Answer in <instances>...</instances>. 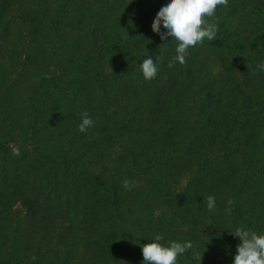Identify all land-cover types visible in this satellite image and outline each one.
<instances>
[{"label":"trees","instance_id":"trees-1","mask_svg":"<svg viewBox=\"0 0 264 264\" xmlns=\"http://www.w3.org/2000/svg\"><path fill=\"white\" fill-rule=\"evenodd\" d=\"M14 1L0 0V34L8 32L16 16L35 34L41 21L57 31L68 13L82 12L94 20L90 30H101L102 36L93 33L98 43L94 55L76 63L72 79L59 85L52 77L44 92L34 94L37 101L31 103L32 118L21 141L29 146L25 165L38 170L42 179L35 198L26 201L24 215V222L38 229H30L29 223L24 233L6 229L7 216H2L0 264H137L140 245L153 239V228L168 230L178 242H192L180 264H233L240 240L231 231L242 226L264 232V72L256 66L264 60V0H229L227 7L217 8L216 38L190 48L186 63L174 61L171 68L176 41H164L151 28L167 0H119L116 16L108 0H56L53 5L24 0V8L12 17ZM209 54L219 60V70L208 66ZM105 57L113 59L110 71L117 74L87 70L94 58ZM149 57L158 70L145 80L140 63ZM129 72L134 78L121 88L117 103L131 104L117 107L118 93L109 94L103 83ZM88 80L92 84L85 96L102 102L98 114L80 105L94 121L91 132L77 130L80 108L68 110L76 131L64 132L60 148L52 150L32 132L43 117L42 101L64 107L59 100L74 93L70 84ZM117 135L139 140L127 162L121 155L112 162L105 159ZM171 157L193 160L192 175L178 192L168 191L159 175L162 161ZM131 176L147 187L124 188L122 180ZM151 195L163 206L152 226L138 218L129 221L133 205ZM209 195L215 197L213 211L206 207ZM229 199L230 213L225 211ZM209 223L213 231L203 235L201 229Z\"/></svg>","mask_w":264,"mask_h":264},{"label":"rangeland","instance_id":"rangeland-1","mask_svg":"<svg viewBox=\"0 0 264 264\" xmlns=\"http://www.w3.org/2000/svg\"><path fill=\"white\" fill-rule=\"evenodd\" d=\"M47 1L50 5H53L56 0ZM99 1L102 2V0ZM108 2L107 7L111 8V14L113 16L118 15L119 0H108ZM12 7L13 12L9 16L14 17L24 8V0H15ZM111 17V15H108L106 20L108 21ZM14 20L10 22L8 32L0 34V141L4 143L0 146V167L3 168V170L0 169V220L2 216L6 215V225L8 226V228L6 226V229L15 228L19 233H24V226L29 223L24 222V215L28 213L26 201L35 198L36 190L42 181L38 170L29 169L25 165L28 161V155L25 154L26 158L24 160V151L29 146L21 141V138L27 133L28 122L32 118L31 103L37 101L34 94L44 92L47 83L53 79L52 77L59 81V85L67 79H72L73 74L71 71L74 70L76 63L85 58L87 54L94 55L98 43L97 39H94L93 33H97L99 38L102 36V32L100 27L99 32L91 31L90 26L94 23V20L89 19L82 12L68 13L64 19V25L61 29L59 27L57 31H54L49 23L41 21L38 23V31L35 34L26 30L24 20L19 19L17 16ZM209 58L208 66L219 70V60L213 54H209ZM94 59L93 62L96 63H93L91 67H87V70L94 67L104 74L111 76L117 74L118 71H110L111 68L113 69L114 64L112 58ZM99 77L102 79V76ZM132 78H134V75L129 72L113 83H103L110 89L106 92L109 94L118 93L113 102L115 106L121 107L122 105L129 106L131 104L128 100L121 104L117 101L121 100L120 98L123 95L121 88H124L125 83ZM90 84L92 82L89 80L81 84L72 82L70 88L75 89L74 93L59 100L64 107L53 105L49 100H43L41 104L42 120L32 131L35 132V137L43 140V143L45 142L52 150H57L60 148L61 135L64 132L76 131V122L73 115H71L75 108L82 110L80 105L90 106L95 114H98L102 105L100 99L96 97V100H94L92 97L85 96L87 90L91 88ZM84 87H86L85 90L81 91ZM92 87H97V85H92ZM94 91L95 94L102 92ZM68 110L71 112H68ZM103 112L107 111L104 110ZM80 114L76 116H80ZM90 130L91 128L87 132H91ZM13 147L19 148V156L13 154ZM138 148L139 140L136 137L117 135L114 143L106 148L105 159L112 162L121 155L123 161L127 162L132 152H137ZM165 154L171 153L165 151ZM192 170L193 160L171 157L162 161L159 175L162 180L168 183V191L178 192L184 188L192 175ZM130 180L134 182L135 187L142 186L143 189L147 187L145 181L137 176H131ZM42 193L44 194V191ZM153 196L151 195L150 198L145 196L142 204L133 205L132 211L127 215L129 221L138 218L142 220V224L152 226L158 211L163 209L159 199ZM258 198H260V195ZM52 202L55 207L57 203ZM202 211L200 207V212ZM57 217L58 215H56V219ZM33 226L34 223L30 222V229L36 231L38 228H33ZM153 229V239L154 234L159 233L163 238L162 243L173 240L168 230L161 232L156 228ZM210 231H213L212 223L206 224L201 229L203 235ZM180 234L183 235L181 231ZM144 243L146 242L142 244ZM136 260L137 264H142L141 250H139ZM178 261L177 264H180Z\"/></svg>","mask_w":264,"mask_h":264},{"label":"clouds","instance_id":"clouds-1","mask_svg":"<svg viewBox=\"0 0 264 264\" xmlns=\"http://www.w3.org/2000/svg\"><path fill=\"white\" fill-rule=\"evenodd\" d=\"M229 0H167L152 22L151 28L154 33L159 34L164 41L169 38L176 41L175 57L170 60L168 67H173V63H186L188 50L197 45H202L205 40L211 41L216 38L219 20L216 17V10L220 6L227 7ZM161 25L164 31H161ZM257 68L264 72V60L257 63ZM145 80L153 79L157 74V64L152 58H144L140 63ZM81 121L77 130L81 133L94 126V121L87 111L80 114ZM14 155L19 156L18 147H13ZM122 186L126 189L134 187V182L129 178L122 180ZM228 208L226 212H231L233 201L227 200ZM206 207L209 211L215 208V197H206ZM231 233L238 237L240 243L236 245V253L233 264H264V232L258 233L242 226L235 228ZM162 236L154 234V239L148 243L140 245L143 262L142 264H177L178 257L192 248L191 241L178 242L169 240L162 243ZM201 260V255L199 257Z\"/></svg>","mask_w":264,"mask_h":264}]
</instances>
